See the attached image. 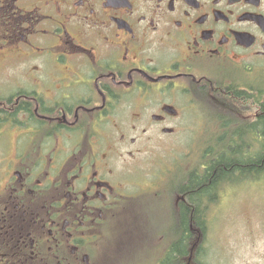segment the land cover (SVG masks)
I'll return each mask as SVG.
<instances>
[{
	"label": "flooded vegetation",
	"instance_id": "obj_1",
	"mask_svg": "<svg viewBox=\"0 0 264 264\" xmlns=\"http://www.w3.org/2000/svg\"><path fill=\"white\" fill-rule=\"evenodd\" d=\"M262 92L264 0H0V264H115L140 157L258 156Z\"/></svg>",
	"mask_w": 264,
	"mask_h": 264
},
{
	"label": "rangeland",
	"instance_id": "obj_2",
	"mask_svg": "<svg viewBox=\"0 0 264 264\" xmlns=\"http://www.w3.org/2000/svg\"><path fill=\"white\" fill-rule=\"evenodd\" d=\"M180 138L182 142L188 139ZM187 143H190V138ZM188 147L190 149L180 147L161 153L152 151L140 157V168L130 189L134 192L133 199L124 201L126 207L115 212L104 239L113 242L105 245L103 256L118 251L123 240L130 242L133 239L129 231L133 223H143L146 227L142 234L140 231L134 237H148V244L156 243L153 238L165 227L163 219L169 220L164 209L169 208L171 182L175 176L186 174L190 165L196 168L207 160L206 153ZM222 195V199L211 204V226L205 245L208 256L204 259L209 264H264V178L258 182H244L237 187L227 186ZM116 237L118 241L114 239ZM123 246L125 248L116 255L122 258L119 261L126 260L124 264H149L152 261L142 247L134 254H122L129 246H138L136 242Z\"/></svg>",
	"mask_w": 264,
	"mask_h": 264
},
{
	"label": "trees",
	"instance_id": "obj_3",
	"mask_svg": "<svg viewBox=\"0 0 264 264\" xmlns=\"http://www.w3.org/2000/svg\"><path fill=\"white\" fill-rule=\"evenodd\" d=\"M261 135L264 136L263 121ZM252 156L247 153H229L225 159L226 163L223 162L220 156L217 166L209 168L208 172L202 176L197 174L196 177L189 178V181L186 177L187 173L179 176L178 186L180 188L177 187L178 194H175L174 203L169 202L170 207L164 209L166 214L172 216L174 210L178 208L182 210L180 214L182 222L178 227V231L173 230V225L169 227V220L165 221L163 219L165 227L161 229L159 235L154 236L155 244H148L146 242L148 237L142 238L138 235L134 237L133 235V239L128 245L136 242L138 246L134 247L135 251L141 247L144 248L143 251H147L149 253L148 258L152 260L149 264H189V257H192V261L194 260V263L191 261L190 264H207L202 262V259L205 255L204 252L208 250L201 243L203 240H207L210 231L211 204H215L216 199H220V193L223 194L224 192L220 188L225 185L237 187L242 181L252 177L255 178V182L264 178V151L260 152L258 156L253 158ZM203 164L208 165L207 162ZM225 176L227 178L221 181L225 185L219 184ZM184 193L187 194L190 200L183 199ZM162 224L161 219V227ZM145 230L146 227L143 223L133 224L129 228L131 234L140 231H142V234ZM190 230L195 232L196 235V247L193 249V255L190 254L194 245L190 242V236L192 235ZM114 239L117 240V237ZM139 239H143V241H139ZM125 261H119L115 264H124Z\"/></svg>",
	"mask_w": 264,
	"mask_h": 264
}]
</instances>
